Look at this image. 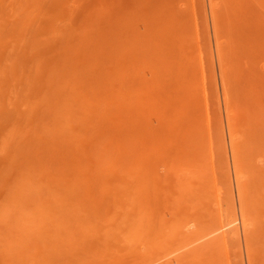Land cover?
<instances>
[{
  "label": "rangeland",
  "instance_id": "374dc122",
  "mask_svg": "<svg viewBox=\"0 0 264 264\" xmlns=\"http://www.w3.org/2000/svg\"><path fill=\"white\" fill-rule=\"evenodd\" d=\"M0 264H264V0H0Z\"/></svg>",
  "mask_w": 264,
  "mask_h": 264
},
{
  "label": "bare ground",
  "instance_id": "6f19581e",
  "mask_svg": "<svg viewBox=\"0 0 264 264\" xmlns=\"http://www.w3.org/2000/svg\"><path fill=\"white\" fill-rule=\"evenodd\" d=\"M232 220H233V218H232ZM239 220H240V219H239ZM230 221H231V220H230ZM236 222H238V219H237V218H235V219L232 221V223H236ZM232 223H231V224H232ZM224 226L226 227V226H228V225H224ZM224 226H223V228H224ZM232 226H233V225H232ZM221 228H222V227H221Z\"/></svg>",
  "mask_w": 264,
  "mask_h": 264
}]
</instances>
